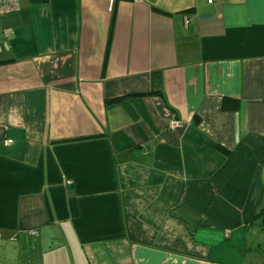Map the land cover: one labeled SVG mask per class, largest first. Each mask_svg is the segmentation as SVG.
<instances>
[{
	"label": "crops",
	"instance_id": "obj_1",
	"mask_svg": "<svg viewBox=\"0 0 264 264\" xmlns=\"http://www.w3.org/2000/svg\"><path fill=\"white\" fill-rule=\"evenodd\" d=\"M18 1L0 264H264V0Z\"/></svg>",
	"mask_w": 264,
	"mask_h": 264
},
{
	"label": "built area",
	"instance_id": "obj_2",
	"mask_svg": "<svg viewBox=\"0 0 264 264\" xmlns=\"http://www.w3.org/2000/svg\"><path fill=\"white\" fill-rule=\"evenodd\" d=\"M18 9H19V1L18 0H0V16L7 14V13L16 12ZM168 126H170V127H181V123L172 119L168 122ZM66 183L70 184L71 180H66ZM1 236H2V233L0 230V237Z\"/></svg>",
	"mask_w": 264,
	"mask_h": 264
},
{
	"label": "trees",
	"instance_id": "obj_3",
	"mask_svg": "<svg viewBox=\"0 0 264 264\" xmlns=\"http://www.w3.org/2000/svg\"><path fill=\"white\" fill-rule=\"evenodd\" d=\"M222 106H223V108L230 107V108H232V109H237V107H238V102L235 101V100H233L232 102H230V104H227V105H226V103H225V99H224V102H223Z\"/></svg>",
	"mask_w": 264,
	"mask_h": 264
},
{
	"label": "rangeland",
	"instance_id": "obj_4",
	"mask_svg": "<svg viewBox=\"0 0 264 264\" xmlns=\"http://www.w3.org/2000/svg\"><path fill=\"white\" fill-rule=\"evenodd\" d=\"M262 226H264V224H262L261 222L258 223L257 227L262 229Z\"/></svg>",
	"mask_w": 264,
	"mask_h": 264
}]
</instances>
